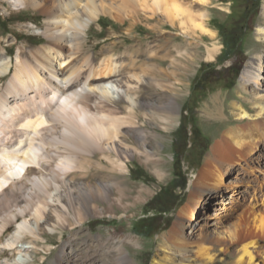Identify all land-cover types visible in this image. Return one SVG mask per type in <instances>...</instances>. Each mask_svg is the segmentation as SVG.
<instances>
[{"label":"bare ground","instance_id":"1","mask_svg":"<svg viewBox=\"0 0 264 264\" xmlns=\"http://www.w3.org/2000/svg\"><path fill=\"white\" fill-rule=\"evenodd\" d=\"M129 1L132 8L123 14L122 6L114 5V0H14L16 6L33 7L45 15L46 21L39 30L47 41L26 51L25 45L19 46L16 60L8 57L0 68V75L15 68L6 87L0 88V244L4 247L1 253L8 247L16 248L23 239H39L45 225L51 228L73 226V221H83L84 211L93 214L100 211L93 201L99 195L110 199V186L76 181L70 177L71 173L86 168L85 165L97 157L95 152L105 154L125 169L130 151L122 144V129L136 128L141 115L135 107L138 97L135 96L133 106L123 102L131 92L141 91L138 71L150 77L147 87L169 86L161 92L162 99L177 89L178 80L189 75L204 46L200 40L170 45V38L168 42L155 45L154 54L150 48H131L133 54L126 65L115 62L110 54L96 64L98 56L85 53V35L92 21L107 13L108 7L115 9L116 17L123 21L127 17L130 20L140 17L145 9L149 10L145 19L157 24L152 28H159L157 14L164 12L169 24L186 35L217 38L204 22L206 14L198 13L192 5L183 6L176 0ZM196 1L200 5L208 3V0ZM257 34L264 43V26L257 28ZM221 48L220 43L213 41L207 46L206 60H215ZM263 78L264 49L248 60L240 75L245 90L254 85L250 106L253 112L242 102L232 104L233 113L241 121L222 132L201 172L190 179L189 201L169 233L163 236L165 261L156 258L153 264H217L221 253L214 252L215 248L211 247L214 242L219 243L222 253L235 247L238 262L248 256L247 261L254 263L250 245L256 247V236L259 240L264 238V217L258 230L252 229L248 220L261 215L256 211L258 204L264 206ZM148 105L154 107L150 102ZM162 108L166 112H153L151 119L167 125L175 119L169 111H175L178 105L173 99ZM144 138L140 141L142 147L149 144V136ZM143 151L148 159H153L152 152L147 148ZM258 171L263 173V178L256 176ZM234 173L239 177L244 175L246 181L251 182L246 189L232 182ZM225 191H229L232 200L239 197L246 202L239 210L244 222H235L234 216L221 218L224 228H216L218 237L212 238L210 227L201 222L202 211L209 200L215 196L221 198ZM242 192L250 197H244ZM221 211L230 210L226 205ZM20 218H23L19 226L21 233L3 241L5 233ZM118 249L119 264H131L129 255L121 247ZM99 251L103 263L112 264V252L104 246ZM64 252L63 248L55 264H64ZM194 252L204 257L205 262L193 263Z\"/></svg>","mask_w":264,"mask_h":264},{"label":"rangeland","instance_id":"2","mask_svg":"<svg viewBox=\"0 0 264 264\" xmlns=\"http://www.w3.org/2000/svg\"><path fill=\"white\" fill-rule=\"evenodd\" d=\"M176 1L181 2L183 6L192 5L196 11L198 9V13L206 14L204 22L216 33L217 38L215 40L209 36L201 38V34H197L198 37L186 35L187 33L185 34L181 29H175L169 24L164 12L157 14L159 28H152L156 22L145 19L149 12L145 9L142 10L144 14L140 17L131 20L127 17L123 21L116 17L115 9L108 7L107 13L101 14L98 19L91 22L88 33L85 35V53L98 56L96 64L102 63L110 54L115 62L126 65L130 62V54H133L131 48L142 47L147 50L150 48L151 54H154L156 46L168 42L170 38H173L169 40L170 45L172 42L176 44L200 40L204 46L189 75L177 81L184 86L178 83L177 89L170 94H165L162 99L161 92H164V89L168 90L169 86L147 87L150 77L144 71H138L142 80L139 82L141 91L131 92L127 101L123 102L126 106H133L135 103L131 104L135 101V96L138 97V104L135 107L139 109L141 115L136 128L129 126L122 129L121 136L124 139L122 144L130 151L125 159V169H121L117 162L109 160L105 154L95 152L97 157L85 165L86 171L83 169L76 170L77 173L76 171L71 173L70 177L76 181L94 186L98 184L110 186V199L99 195L95 198L97 200L93 201V205L100 211L95 214L88 210L84 211L83 221H73V226L66 224L51 228L45 225L40 230L43 236L39 239H23L16 248L8 247L4 249V253L0 252V264H55V259L61 255L63 248L65 250L64 264H86L85 262L104 264L99 251V248L103 246L112 252V264H119V260L117 261L119 247L129 255L131 264H153L156 258L162 262L165 261L163 236L169 233L181 209L189 201L188 186L185 191L181 188L175 190L174 193L182 195L184 202L180 205H171L172 209L161 219L162 227L159 231L150 235L140 234L135 231L134 224L141 218L159 213L153 198L176 178L178 167L182 166L183 171L186 172L188 185L190 179L201 172L208 154L211 153L222 132L241 121L233 113L234 102H242L253 112L250 106L254 85H251L249 91L245 90L240 81V75L248 60L264 49V43L259 41L257 34V28L264 26V0H208L205 5H200L196 0ZM113 3L122 6L123 14L132 8L129 0H114ZM108 6H111V3H108ZM45 21V15L33 7L16 6L14 0H0V68L8 57L16 60L19 46L25 45L26 51L46 43V37L39 30ZM213 41L220 43L222 48L216 59L209 61L206 60L207 46ZM144 60L149 62L148 59L144 58ZM166 66L169 67V62ZM216 68L220 71L216 73L217 77H209L210 82L202 83L200 77L204 79L208 72L213 73L212 71ZM225 68H228L226 76L222 73ZM14 69L13 67L11 72L0 75L1 90L14 75ZM222 77L224 79L221 80ZM197 79L201 80L196 87L198 89L195 88ZM173 99L176 100L178 108L169 112L175 119L167 125L158 119L153 122L151 114L165 113L166 109L162 106L165 107ZM149 102L154 107H150ZM157 107L161 108L156 109ZM187 131L190 139L189 146L192 145V147L186 158L178 160L175 141L177 139L181 142ZM147 136H149V144L142 147L140 141ZM145 148L153 153V159L147 158L143 151ZM261 162L264 169V159ZM243 170H245L244 167ZM257 175L263 178V173L258 171ZM231 177L232 182L242 185V189L248 186L249 181H246L244 175L240 178L234 173ZM242 193L244 197H250L248 193ZM245 203L239 197L232 200L229 191H225L221 198L215 196L214 199L209 200L202 211L201 222L210 227L212 238L218 237L215 234L216 228H224L221 218L234 216L235 222H244L241 218L242 213L239 212L242 204ZM160 204L164 205L162 201ZM226 205L230 211L223 213L221 210ZM259 205L256 211L261 212V215L258 214L254 220L248 219L250 227L256 230L261 225V217H264V206ZM22 221L23 218H20L13 224L3 236V241L6 242L10 236L21 233L19 226ZM256 237L258 239L256 247H254L255 244L250 245L255 258L253 264H264V238L259 240L258 236ZM219 246L217 242L211 245L213 249L215 248V253H221L218 255L217 264H250L247 261L248 256H245L241 263L237 261L239 254L235 247H232L228 253H222L219 251ZM3 248V244H0V250ZM192 255L195 259L193 263L205 262L204 257H201L198 252Z\"/></svg>","mask_w":264,"mask_h":264},{"label":"trees","instance_id":"3","mask_svg":"<svg viewBox=\"0 0 264 264\" xmlns=\"http://www.w3.org/2000/svg\"><path fill=\"white\" fill-rule=\"evenodd\" d=\"M255 3V1H254ZM209 64V63H208ZM226 71H228V68H225L222 70V73L226 76ZM211 72H208L207 75L204 77H200L202 80V83L210 82L211 80L209 77H217V72H220L217 68L214 69ZM212 74V75H211ZM200 79H197L195 88L199 85ZM224 79V77L221 78V80ZM220 80V79H218ZM198 89V88H196ZM190 139H189V132H186L185 138L182 139L181 142H179L177 139L175 141V147H176V158L178 160H181L186 158L188 156V153L191 150V146H189ZM176 178L166 187L162 188L160 192L153 198V203H155L158 206L159 213L153 216H148L139 219L134 224V229L136 232L140 234H153L160 230L162 227L161 219H163V216L165 213L169 212L172 209L171 205H180L184 202V199L182 198V195H176L174 192L177 188H181L183 191L186 190L188 186V176L185 171H183L182 166L177 168ZM170 198V199H169ZM160 201L164 203L163 206H161Z\"/></svg>","mask_w":264,"mask_h":264}]
</instances>
